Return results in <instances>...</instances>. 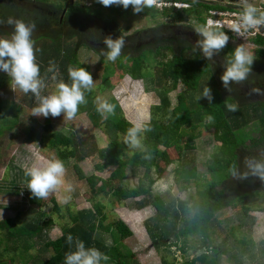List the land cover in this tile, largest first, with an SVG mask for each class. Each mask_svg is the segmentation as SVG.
<instances>
[{"label":"rangeland","instance_id":"374dc122","mask_svg":"<svg viewBox=\"0 0 264 264\" xmlns=\"http://www.w3.org/2000/svg\"><path fill=\"white\" fill-rule=\"evenodd\" d=\"M104 1L72 2L77 5L86 4L93 12L100 9L103 13L101 23L104 26L117 28L126 34L154 27L157 23L178 24L172 16L160 12L164 8H169L170 12L183 8L172 5L171 2L175 0H159L166 2L167 7L164 8L155 0H124L126 10L119 13L110 11ZM188 3L187 7L195 8V12L190 14L189 20L186 19L185 22H192L199 12L202 13L205 9L201 5ZM225 3L227 2L222 4ZM249 4L252 3H246ZM149 5H154L160 12L156 10L155 16L146 14L144 7ZM205 13L206 10L203 15ZM244 26L235 30L237 38L231 39L225 35L214 37L233 44L240 58L250 61L253 43L249 32H239ZM91 37L90 43H96V35L92 34ZM72 41L64 40L66 45L71 46L74 44V40ZM51 42L46 36L33 39L0 34V222L10 218L18 224H25L38 216H41V221L52 218L48 236L56 239L63 234L65 226L76 223L73 215L79 216V212L91 209L96 200L101 203L106 215L104 225L122 219L134 232L132 236L121 239L115 228L110 231L99 228L95 233L97 238L108 245L120 242L122 247L135 253L141 264H164L165 258L177 263L202 253H208L209 257H212L213 247L219 248L217 264H264V188L259 189V192L250 191L238 205L226 204L217 210L210 227V242H203L202 237L197 234L179 237L175 230L168 237L153 239L148 229L154 228L157 221H167L153 205L137 209L135 202L139 198L119 201L111 194L89 198V183L78 177L75 165L78 164L88 176L96 174L109 177L115 168L111 166L104 171L96 169V164L100 162L98 151L108 145L109 136L102 126L104 114L96 107L95 102L102 107L101 102L108 99L109 94L113 95L124 116L127 117V113L123 103L129 105V112L135 117L148 116L142 118L140 125L136 124L142 128L150 120L151 107L160 102L159 95L166 93L171 100V107H174L178 103L179 93L184 91V86L180 82L174 86L173 81L167 79L163 86L158 87L153 76L137 79L127 73L120 76L122 70L118 69L112 78V89H103L106 64L101 60L99 53L87 46L80 47L77 53L78 60L84 67L83 71L76 73L79 64H75V76L69 78L63 71L64 65L53 67L50 64L52 58L46 61L45 55L41 56L44 52L51 54ZM64 50L62 48L60 51L63 53ZM186 55L192 54L187 52ZM105 57L108 62H116L114 54L106 53ZM159 61L160 58L155 55L147 60L145 67L148 65L156 71ZM37 65H41L45 70H41ZM208 80H204V86ZM96 111L100 118H96ZM11 126L12 128H8ZM54 131L71 137L77 143L76 156L63 157L58 148L48 145ZM258 131L259 124L255 119L241 128L239 135L244 136L248 142ZM201 132L196 141V149L185 158L186 163L178 160L172 163L168 167L169 173L162 178H156L152 186L153 193L163 196L167 203L175 201L178 205V202L189 200L191 204L197 197L198 190L205 188L212 178L209 162L217 153L219 143L214 140L212 127L204 125ZM61 147L65 148L63 145ZM143 148V139L138 137L134 140V145L128 147L127 153L132 154ZM82 153H86L87 157L79 160ZM181 168H194L195 176L186 180L183 175L177 174V169ZM142 181L148 185L142 173H129L124 182L129 186H138ZM185 185L187 187H184ZM46 187L49 188L48 193L51 192L50 195L56 197L58 210L53 201L41 204L40 193ZM193 213L191 210L188 215L192 216ZM6 231H9L7 227ZM7 232L2 231L5 236L8 235ZM23 243L21 240H10L9 245L13 248L9 255L13 256L14 261L7 264H25L22 262V258L26 257ZM17 245L19 249L15 250ZM29 252L35 255L32 262H39V257H47L51 253L43 250L38 243ZM9 255L5 252L1 256L2 260L9 259Z\"/></svg>","mask_w":264,"mask_h":264},{"label":"trees","instance_id":"16d2710c","mask_svg":"<svg viewBox=\"0 0 264 264\" xmlns=\"http://www.w3.org/2000/svg\"><path fill=\"white\" fill-rule=\"evenodd\" d=\"M175 1L201 5L204 9L225 8L219 4L193 0ZM28 2V4L19 2L0 4V22L15 27L0 31V34L33 39L38 36L49 37L52 41L49 44L51 54L44 52L41 56L45 55L46 61L52 58L50 64L53 67L64 65L63 71L67 77L75 76L73 71L75 64H79L76 73L79 74L84 69L77 55L80 45L83 44L95 49L106 64L103 89H112V78L118 69L122 70L120 76L126 73L136 79L153 76L158 87L163 86L167 79L172 80L174 86L179 82L182 83L184 91L179 93L178 103L171 107L169 96L161 93L160 102L151 107L150 120L142 128L136 124L140 125L144 116L135 117L129 112L131 111L129 105L123 103L127 117L132 122L121 112L113 95L109 94L110 97L101 102L102 107L98 105L96 96V107L104 114L103 130L109 136L108 145L98 151L100 162L96 164V169L104 171L111 166L115 168L109 177L96 174L88 176L78 164L75 165V170L80 179H85L89 183L87 195L90 199H95L101 194H111L119 201L139 198L135 202L137 209L149 205L155 206L160 216L167 222L157 221L154 228L148 229L153 239L168 237L175 230L179 237L197 234L202 237L203 242H210V227L216 211L226 204L238 205L250 191L259 192V189L264 188V100L249 101L248 98L234 91L232 86L227 84V80L220 79L212 73L209 61L201 55L187 57L182 53L174 52V56L168 62L157 64L156 71L148 65L145 67L148 56L155 52L154 46L157 44L152 42L148 47L146 45L137 47V45L139 37L145 32L150 34L153 27L130 34L114 27L110 28L108 25L105 28L101 23L103 13L100 9L93 12L90 6L76 3L68 4V10L60 21L66 7L64 3L52 0H28ZM104 2L112 12L123 13L126 10L124 0ZM194 9L183 7L170 12L169 8H164L160 12L154 5H149L144 7V12L155 16L157 10L158 13L172 16L175 22L180 24L195 12ZM204 11L199 12L198 19L196 18L198 26L194 25L200 30H205ZM213 30L217 33L223 32L219 27ZM111 31L116 38H109ZM92 34L97 37L94 43L96 46L90 43ZM251 38L264 44L262 35ZM98 39L100 41L105 39L107 44L100 46L97 43ZM64 40L71 42L74 40V44L66 45ZM148 40L151 42L150 39ZM225 45L226 54L233 56L230 57V64L237 66L235 56L238 52L231 43ZM62 48L65 49L63 53L60 51ZM106 53L114 54L116 62H108ZM260 54L264 55V51ZM37 66L45 70L41 65ZM205 79H209L205 85L207 87L204 86ZM94 114L96 118L101 117L97 111ZM255 119L259 124V131L247 142L244 136L239 135V131ZM204 125L214 129V140L219 143L217 153L209 162L212 178L205 188L198 190V195L191 204L189 200L178 202V205L175 201L167 203L163 196L153 193L152 186L156 178H162L169 173L168 167L172 163L177 160L186 163L185 158L187 159L196 149V141ZM138 137L143 139L144 148L128 154V147L134 145V140ZM48 145L58 148L63 157L76 156L77 143L61 132L54 131ZM62 145L65 148L61 147ZM86 157V153H82L79 155V160ZM129 173L132 175L142 173L148 185L144 181L138 186L126 185L124 181ZM177 174L189 180L195 176V169H177ZM47 189L49 188L46 187L40 193L41 204L53 201L58 210L56 197L50 195L51 192L48 193ZM191 210L194 213L189 216ZM78 215H73L76 223L65 226L63 234L56 239L48 236L49 227L53 223L52 218L41 221V216H38L25 224H18L10 218L3 219L0 222V264L14 261L13 256L9 255V251L13 248L9 245L12 239L24 242L26 257L22 258V262L25 264H141L135 253L129 248L122 247L120 242L108 245L95 235L99 228L106 231L115 228L120 233L121 239L132 236L134 232L124 220L119 219L115 223L104 225L106 215L103 206L96 200L91 209L79 212ZM6 227L9 229L8 232ZM2 231L7 232L8 235L5 236ZM34 238L37 240H33ZM36 243L41 244L43 250L51 253L47 257H39V262L36 260L32 262L35 255L29 250L35 247ZM14 249H19L18 245ZM212 249L214 250L212 257H209L208 253H202L177 263L165 258L164 264H217L219 248ZM5 252L9 255V259L2 260L1 256Z\"/></svg>","mask_w":264,"mask_h":264},{"label":"flooded vegetation","instance_id":"af4514ba","mask_svg":"<svg viewBox=\"0 0 264 264\" xmlns=\"http://www.w3.org/2000/svg\"><path fill=\"white\" fill-rule=\"evenodd\" d=\"M72 1L73 0H68L67 4L64 3L66 7L64 8L60 21L63 20L68 10V4H74ZM193 1L210 4L213 2V0L211 2L205 0ZM224 1L227 2L225 4H229V2L233 3L231 8H235L237 12H250L255 19L261 21V23H258L260 27H264V0H214L213 4L222 5ZM11 2H19L22 4L29 3L28 0H0V4ZM246 3L252 4L246 5ZM187 20H189V18H187ZM194 25H198L196 19L192 22H182L180 24H173L171 22L157 23L150 34L145 32L141 35L142 37H139L140 40L137 47L143 45L148 47L149 43L155 42V44H157L154 46V48H156L155 52L149 55L148 59L158 55L160 58L159 64L168 62L174 56V52H178V54L182 53L185 56H187V52L192 54L187 57L201 55L209 61L212 73L220 79L227 80V84L232 86L234 91L248 98L249 101L264 100V55L260 54L264 51V44L255 41L254 38L251 39L253 43L251 60L243 61L237 51L238 55L235 56L237 66H234L230 64V57L233 56L226 54L225 51V44L229 42L217 39L211 36L207 31L200 30L199 28L197 29ZM104 27L106 28V26ZM250 27L253 28L252 26ZM10 28L14 29L15 27L0 22V31H6ZM110 33V39L116 38L113 31ZM148 39H150L151 42ZM97 43L100 44V46H104L107 44V41L105 39H101V41L98 39ZM82 46L86 45H80V47ZM91 49L97 52L95 49Z\"/></svg>","mask_w":264,"mask_h":264},{"label":"built area","instance_id":"2783aa9c","mask_svg":"<svg viewBox=\"0 0 264 264\" xmlns=\"http://www.w3.org/2000/svg\"><path fill=\"white\" fill-rule=\"evenodd\" d=\"M136 1L142 2L143 0ZM158 1L159 0L155 2ZM158 4H160L162 8L167 6L166 2L164 1H159ZM171 4L182 8L187 7L189 3L184 1H174L171 2ZM232 4L233 3L229 2V4H222L225 6V8H210L206 10L203 28L213 37L217 35H225L231 39H234V37L237 38V33L235 31L237 27L240 28L242 25H245L243 30L240 29L239 32H249L250 36L252 37H257L258 35H262L264 37V27L261 28L258 24L261 23V21L259 19H255L254 16L248 11L237 12L235 8H231ZM215 27L222 28L223 32H214L213 29ZM261 29L263 31H261ZM250 36L249 38H251Z\"/></svg>","mask_w":264,"mask_h":264},{"label":"clouds","instance_id":"9594fccd","mask_svg":"<svg viewBox=\"0 0 264 264\" xmlns=\"http://www.w3.org/2000/svg\"><path fill=\"white\" fill-rule=\"evenodd\" d=\"M156 1V0H155ZM167 7V6H166Z\"/></svg>","mask_w":264,"mask_h":264}]
</instances>
